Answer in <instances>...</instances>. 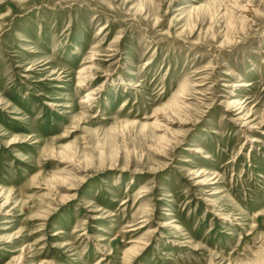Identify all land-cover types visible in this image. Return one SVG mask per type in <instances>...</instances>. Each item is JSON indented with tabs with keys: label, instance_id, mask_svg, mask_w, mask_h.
Listing matches in <instances>:
<instances>
[{
	"label": "rangeland",
	"instance_id": "obj_1",
	"mask_svg": "<svg viewBox=\"0 0 264 264\" xmlns=\"http://www.w3.org/2000/svg\"><path fill=\"white\" fill-rule=\"evenodd\" d=\"M0 264H264V0H0Z\"/></svg>",
	"mask_w": 264,
	"mask_h": 264
},
{
	"label": "bare ground",
	"instance_id": "obj_2",
	"mask_svg": "<svg viewBox=\"0 0 264 264\" xmlns=\"http://www.w3.org/2000/svg\"><path fill=\"white\" fill-rule=\"evenodd\" d=\"M86 78H87V80H88L89 77H87V76L84 77V80H85V81H86ZM238 120H240V118H239ZM253 141H255V140H252V142H253ZM25 247H26V246H25Z\"/></svg>",
	"mask_w": 264,
	"mask_h": 264
}]
</instances>
